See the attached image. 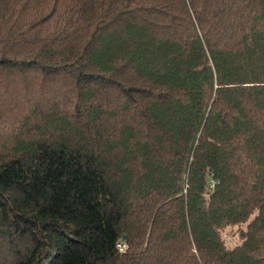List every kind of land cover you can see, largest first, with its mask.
<instances>
[{
    "label": "trees",
    "instance_id": "obj_1",
    "mask_svg": "<svg viewBox=\"0 0 264 264\" xmlns=\"http://www.w3.org/2000/svg\"><path fill=\"white\" fill-rule=\"evenodd\" d=\"M0 264H264V0H0Z\"/></svg>",
    "mask_w": 264,
    "mask_h": 264
},
{
    "label": "built area",
    "instance_id": "obj_2",
    "mask_svg": "<svg viewBox=\"0 0 264 264\" xmlns=\"http://www.w3.org/2000/svg\"><path fill=\"white\" fill-rule=\"evenodd\" d=\"M118 247L120 248V250H125L126 249V244L122 243Z\"/></svg>",
    "mask_w": 264,
    "mask_h": 264
},
{
    "label": "water",
    "instance_id": "obj_3",
    "mask_svg": "<svg viewBox=\"0 0 264 264\" xmlns=\"http://www.w3.org/2000/svg\"><path fill=\"white\" fill-rule=\"evenodd\" d=\"M126 238V236H124V239Z\"/></svg>",
    "mask_w": 264,
    "mask_h": 264
}]
</instances>
